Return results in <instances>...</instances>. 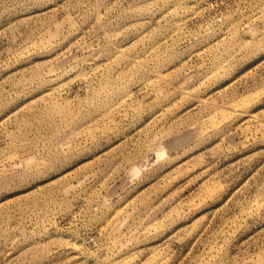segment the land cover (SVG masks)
I'll use <instances>...</instances> for the list:
<instances>
[{"label":"rangeland","instance_id":"rangeland-1","mask_svg":"<svg viewBox=\"0 0 264 264\" xmlns=\"http://www.w3.org/2000/svg\"><path fill=\"white\" fill-rule=\"evenodd\" d=\"M0 264H264V0H0Z\"/></svg>","mask_w":264,"mask_h":264}]
</instances>
